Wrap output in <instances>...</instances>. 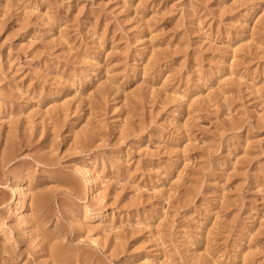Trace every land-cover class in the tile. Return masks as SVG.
Here are the masks:
<instances>
[{"label": "rangeland", "instance_id": "rangeland-1", "mask_svg": "<svg viewBox=\"0 0 264 264\" xmlns=\"http://www.w3.org/2000/svg\"><path fill=\"white\" fill-rule=\"evenodd\" d=\"M0 264H264V0H0Z\"/></svg>", "mask_w": 264, "mask_h": 264}, {"label": "bare ground", "instance_id": "bare-ground-1", "mask_svg": "<svg viewBox=\"0 0 264 264\" xmlns=\"http://www.w3.org/2000/svg\"><path fill=\"white\" fill-rule=\"evenodd\" d=\"M84 178L87 182V189L92 197L97 196V188L95 182L86 173H83ZM14 193L16 195V202L14 203V214L20 220L23 227H28V222L25 219V211L27 209V197L29 193V188L26 184L22 186H16L14 188Z\"/></svg>", "mask_w": 264, "mask_h": 264}]
</instances>
